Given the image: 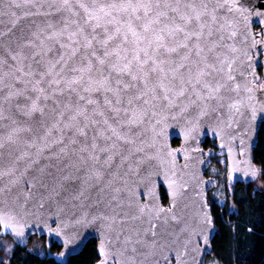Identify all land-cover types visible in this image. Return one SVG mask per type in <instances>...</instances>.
Wrapping results in <instances>:
<instances>
[{"label":"snow or ice","instance_id":"1","mask_svg":"<svg viewBox=\"0 0 264 264\" xmlns=\"http://www.w3.org/2000/svg\"><path fill=\"white\" fill-rule=\"evenodd\" d=\"M241 7L0 0V236L24 243L26 227H35L63 233L67 248L73 233L102 226L124 264H156L157 250L188 234L176 191L167 208L149 206L128 195L130 181L155 161L168 121L193 127L240 112L228 44L236 33L226 17ZM44 212L54 213L55 228L26 225ZM212 226L202 211L195 227Z\"/></svg>","mask_w":264,"mask_h":264},{"label":"water","instance_id":"2","mask_svg":"<svg viewBox=\"0 0 264 264\" xmlns=\"http://www.w3.org/2000/svg\"><path fill=\"white\" fill-rule=\"evenodd\" d=\"M228 2L232 3V0ZM238 3L242 6L240 10L226 18L232 24L230 31L236 33L228 44L235 48L229 59L233 63L236 83L241 86L236 101L240 104V112L226 110L220 120L202 122L193 127L183 122L168 121L158 129L160 135L156 139L155 161L146 171L138 170L130 181L128 195L137 203L149 206L167 208L172 202L173 191H176L178 206L183 209L181 214L186 215L193 225L188 234H180L174 242L170 241L168 248L157 250L156 264H206L212 253L217 230L214 220L212 228L203 233L195 224L202 211L210 212L213 219L208 194L219 185L220 180L216 176H207L206 172L215 155L227 159L226 179L229 184H249L259 177L253 178L249 173L251 169L260 172L254 160V148L264 124V79L259 82L261 76L264 78V7H261L264 0H238ZM246 85L253 90L248 92ZM207 139L212 145L205 147ZM174 140H178V143H174ZM162 187L169 198L167 204L163 202ZM53 215L51 212L37 213L34 217L26 218V225H42L46 232L49 227H56L51 222ZM4 236H10L20 247L28 246L33 236L45 237L48 245L53 239L60 249L52 253V257L60 264H68L71 257L82 252L89 240L96 239L99 254L96 264H102L105 259L107 264H124L119 252L105 244L110 237L102 226H86L79 235L73 233L67 248L61 243V239L68 241L63 233L60 238L41 235L35 227H26L24 243L11 235ZM81 237H86V240L81 242ZM61 252L65 253L62 258L58 256ZM104 252L109 255L106 257Z\"/></svg>","mask_w":264,"mask_h":264},{"label":"trees","instance_id":"3","mask_svg":"<svg viewBox=\"0 0 264 264\" xmlns=\"http://www.w3.org/2000/svg\"><path fill=\"white\" fill-rule=\"evenodd\" d=\"M204 145L212 144L207 139ZM254 160L264 173V124L254 148ZM262 175L264 179V174ZM255 182L232 185V204H212L217 230L210 255L216 256L222 264H264V187H254ZM47 246L48 252L40 254L30 250L28 246L16 245L9 263L60 264L52 257V253L58 251L60 246L55 241ZM98 259L97 241L91 239L81 253L71 257L68 264H96Z\"/></svg>","mask_w":264,"mask_h":264},{"label":"rangeland","instance_id":"4","mask_svg":"<svg viewBox=\"0 0 264 264\" xmlns=\"http://www.w3.org/2000/svg\"><path fill=\"white\" fill-rule=\"evenodd\" d=\"M226 166H227V159L225 156H218L215 155L213 159V163L208 168L209 174L212 176H216L219 178L220 182L219 185L213 188L208 196H209V203L214 204H224L229 202L232 204V197L234 192V187L227 182L226 179ZM262 173V170L260 171ZM254 187H264V179L263 175L261 174L257 181L254 183ZM0 241H3L4 248H10V252L4 251V248H0V257L3 258L4 264H10L9 258L12 254L16 243L10 236H0ZM29 249L44 254L47 253L49 250V246L46 245L45 239L43 237L33 236L30 240L28 245ZM206 264H222V262L214 255H209L206 261Z\"/></svg>","mask_w":264,"mask_h":264},{"label":"flooded vegetation","instance_id":"5","mask_svg":"<svg viewBox=\"0 0 264 264\" xmlns=\"http://www.w3.org/2000/svg\"><path fill=\"white\" fill-rule=\"evenodd\" d=\"M260 72H261V74H262V69H260ZM263 76H261L260 77V79H259V82H262L263 81ZM174 143H178V140H174ZM205 147H208V145L206 146V145H204ZM206 175L207 176H212L211 174H209V172H208V170H207V172H206ZM218 178V177H217ZM219 179V178H218ZM161 191H162V197H163V202H164V204H167V202L169 201V198H168V195H167V192L165 191V189L162 187L161 188ZM208 201H209V196H208ZM211 204V203H210ZM44 239H45V237H43ZM52 241H54L53 239L50 241V243L49 244H51V242ZM97 241V240H96ZM45 242H46V239H45ZM48 245V244H47Z\"/></svg>","mask_w":264,"mask_h":264}]
</instances>
